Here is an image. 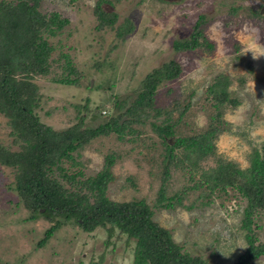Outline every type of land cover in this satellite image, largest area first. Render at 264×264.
<instances>
[{"label": "rangeland", "instance_id": "374dc122", "mask_svg": "<svg viewBox=\"0 0 264 264\" xmlns=\"http://www.w3.org/2000/svg\"><path fill=\"white\" fill-rule=\"evenodd\" d=\"M96 1L40 0L41 11L55 10L68 18L56 34L45 32L54 44L52 56L57 59L52 62L49 73L33 78L39 85L36 112L42 121L54 128L70 125L77 120L79 105L85 115L84 125L95 126L117 113L113 101L124 97L131 100L141 89V80L147 72L174 58L180 63L181 73L160 82L155 98L156 105L163 110L171 108L175 100L181 105L189 104L175 126L176 134L197 133L207 127L213 105L206 87L215 73L223 71L232 76L229 89L240 98L237 106L225 109L223 118L226 112L245 101L247 111L241 123L234 125L225 120L224 131L215 139L216 155L237 161L238 143L247 144L250 150L253 146L261 147L264 56L254 58L249 49L264 48V16L253 12L260 9L264 0H102V9L115 12L116 19L112 25L100 28L96 26ZM200 13L206 15L204 32L214 42V48L175 50L173 40L187 37ZM126 20L133 24V29L120 37L116 27ZM61 53H67L81 73L79 83L65 84L53 79L66 73L62 67L64 59L58 57ZM250 65L252 72H249ZM239 75L245 76L244 83H240ZM177 113V109L173 111V118ZM198 114L207 117L204 127L196 125ZM164 115L163 111L143 123H133L134 131L126 133L123 139L115 132L92 138L75 154L80 163L62 160L64 171L70 174L81 170L80 178L95 174L104 165L105 155L113 152L114 178L108 185L109 197L115 200L144 197L153 203L161 181L164 149L150 121L160 122ZM9 130L6 117L0 114V140L16 149ZM258 130L260 135L253 140L251 133ZM249 152L245 154L248 162ZM214 163V156L202 160L204 166ZM52 175L66 187L74 188V183L57 168ZM14 180L13 168L0 164V264H132L134 241L116 231L109 235L104 226L86 231L74 220L63 221L44 245H38L54 219L44 214L31 218L30 210L14 187ZM193 183L187 169L172 168L168 193ZM199 192L195 187L186 191L183 203L191 204L189 207L154 206L153 217L171 228L172 237L182 249L202 256L206 264H234L247 245L245 230L240 226L245 199L230 187L225 192L215 191L206 204L202 201L207 197L200 196ZM255 219L261 225L257 240L262 241L264 211L257 213ZM244 264H264V256Z\"/></svg>", "mask_w": 264, "mask_h": 264}, {"label": "trees", "instance_id": "16d2710c", "mask_svg": "<svg viewBox=\"0 0 264 264\" xmlns=\"http://www.w3.org/2000/svg\"><path fill=\"white\" fill-rule=\"evenodd\" d=\"M101 2L97 0L94 8L96 26L99 28L105 24L112 25L116 19L115 12L102 9ZM39 3L40 0H0V114L6 117L12 142L17 144V148L13 149L0 140V164L13 168L14 187L30 210L29 216L34 218L44 214L54 219L38 240V245H44L63 221L74 220L86 231L104 226L109 235L116 231L132 239V264H206L202 256L182 249L181 244L172 237L171 228L154 219L153 208L191 206L184 204L183 199L186 191L193 187L200 189V196L207 197L206 201H202L206 204L211 201L215 191L225 192L232 187L245 199L240 226L245 230L247 243L234 264H244L264 256V240H257L261 225L255 219L257 213L264 211V141L260 148L253 146L250 150V166L246 169H242L237 161L216 155L215 152V139L225 129V109L240 103V98L229 89L232 76L219 71L208 83L206 91L212 99L213 111L207 127L201 132L176 134L175 126L183 117L188 103L181 105L175 100L173 106L165 110L156 105L158 84L166 79H174L181 73L180 63L174 58L147 72L141 80V89L131 100L124 97L113 101L116 114L95 126H85V115L78 105L75 122L63 128H54L42 121L36 112L40 90L33 78L49 73L52 62L57 59L52 56L54 44L45 32L56 34L68 22V18L55 10L41 11ZM232 10L235 11L236 7ZM253 12L264 16L259 8L253 9ZM206 23V15L200 13L189 35L173 40L174 49L200 47L212 50L215 44L204 32ZM132 29L133 24L126 20L117 25L116 34L124 37ZM58 57H63L62 67L66 73L53 79L65 84L79 83L81 73L70 56L61 53ZM252 71L250 65L249 72ZM237 78L240 83L246 80L243 75ZM176 109L178 113L173 118ZM163 111L165 115L160 122L150 121L164 149L161 181L153 203L147 202L144 197L128 200L109 197L108 185L114 178L111 170L115 160L113 152L105 155L104 165L95 174L80 178L81 170L70 174L64 171L62 160L80 163L75 154L92 138L115 132L119 139H123L126 133L134 131L133 123H143L148 117H156ZM123 116L127 117L121 121ZM210 156L215 157V163L204 166L202 160ZM175 167L187 169L194 183L168 193L171 170ZM55 168L74 183V188L66 187L52 175Z\"/></svg>", "mask_w": 264, "mask_h": 264}, {"label": "clouds", "instance_id": "9594fccd", "mask_svg": "<svg viewBox=\"0 0 264 264\" xmlns=\"http://www.w3.org/2000/svg\"><path fill=\"white\" fill-rule=\"evenodd\" d=\"M249 51L252 52L254 58H259L260 56H264V48L254 47V48L249 49ZM246 111H247V102L245 101L241 103L238 107H236L233 111L226 112L224 115V119L228 123L234 124V125L241 123L245 119ZM206 122H207V117L204 116L203 114H198V116L196 117L197 127H204ZM258 135H260L259 130L253 131L251 133V138L255 140ZM256 142L260 143L261 141L257 140ZM249 151L250 149L248 148L247 144L238 143L236 159L242 169H246L250 166L245 156V154Z\"/></svg>", "mask_w": 264, "mask_h": 264}, {"label": "water", "instance_id": "95a60500", "mask_svg": "<svg viewBox=\"0 0 264 264\" xmlns=\"http://www.w3.org/2000/svg\"><path fill=\"white\" fill-rule=\"evenodd\" d=\"M259 11L264 14V4L260 7ZM123 118H125V116H123L120 120L122 121Z\"/></svg>", "mask_w": 264, "mask_h": 264}]
</instances>
